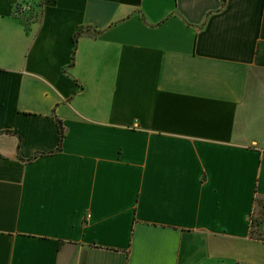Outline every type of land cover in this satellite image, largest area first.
I'll list each match as a JSON object with an SVG mask.
<instances>
[{
	"label": "crops",
	"instance_id": "0c3cea01",
	"mask_svg": "<svg viewBox=\"0 0 264 264\" xmlns=\"http://www.w3.org/2000/svg\"><path fill=\"white\" fill-rule=\"evenodd\" d=\"M257 200L264 0H0V264H264Z\"/></svg>",
	"mask_w": 264,
	"mask_h": 264
},
{
	"label": "trees",
	"instance_id": "16d2710c",
	"mask_svg": "<svg viewBox=\"0 0 264 264\" xmlns=\"http://www.w3.org/2000/svg\"><path fill=\"white\" fill-rule=\"evenodd\" d=\"M60 134H61V138H60L59 150H62V144H63V140L65 137V131L63 129L62 124H60ZM257 210L261 211V213H259L261 215V218L260 220H258V218L257 220H255V217L253 216L252 225H251V228H252L251 235L255 239H261L263 237V233H261L259 228L257 227L258 226L261 227L264 221V205L262 204V201L260 200H257Z\"/></svg>",
	"mask_w": 264,
	"mask_h": 264
},
{
	"label": "rangeland",
	"instance_id": "374dc122",
	"mask_svg": "<svg viewBox=\"0 0 264 264\" xmlns=\"http://www.w3.org/2000/svg\"><path fill=\"white\" fill-rule=\"evenodd\" d=\"M259 213H261V211L258 210L257 215L255 216V220H257V218H258V220H260L261 215ZM257 228H260V226H258Z\"/></svg>",
	"mask_w": 264,
	"mask_h": 264
}]
</instances>
